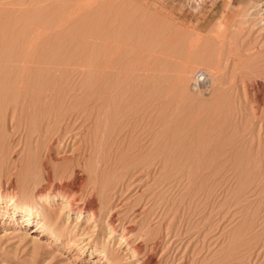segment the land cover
Instances as JSON below:
<instances>
[{
    "label": "rangeland",
    "instance_id": "obj_1",
    "mask_svg": "<svg viewBox=\"0 0 264 264\" xmlns=\"http://www.w3.org/2000/svg\"><path fill=\"white\" fill-rule=\"evenodd\" d=\"M20 20L82 51L1 83L0 184L34 197L49 159L98 212L39 200L38 230L0 213V264H264V0H0V37Z\"/></svg>",
    "mask_w": 264,
    "mask_h": 264
},
{
    "label": "bare ground",
    "instance_id": "obj_2",
    "mask_svg": "<svg viewBox=\"0 0 264 264\" xmlns=\"http://www.w3.org/2000/svg\"><path fill=\"white\" fill-rule=\"evenodd\" d=\"M6 3V2H5ZM12 4V2H7V4ZM6 7V6H5ZM8 8H5L4 9V12H6L5 10H7ZM2 12L3 16L1 17H5V14L8 15L9 12L7 13H4ZM26 12L28 11H25V12H22L20 11V13H22V15H16L14 16V20L16 18L15 21H19V18H28L27 15H26ZM14 14V13H12ZM16 14V13H15ZM14 14V15H15ZM29 14L31 15V13L29 12ZM36 14V13H35ZM10 15V14H9ZM32 16V15H31ZM30 16V17H31ZM65 16V15H64ZM8 18V16H6ZM13 17V15L11 16ZM35 17V16H34ZM12 19V20H13ZM29 19V18H28ZM25 21V20H24ZM23 21V22H24ZM4 22H5V19H4ZM8 22H10L8 20ZM8 22H6L7 25H4L6 26L3 30H9L8 33L4 34V35H1L0 37V85L4 82H8L9 81V78L10 80L13 79V74L16 73V72H21L23 74L25 73H28L29 70H31V68L33 69L34 66H38L39 64H42L44 63L45 66H46V62H48V68L52 66H49V61L52 59L53 61L56 59L55 57H52V52L51 54L48 53V51L50 52V49L49 48H56L57 45H59L57 42L58 40H55L56 38H59V40H61L60 37H55V39H53L54 37L49 38V37H46L47 40H44V39H41L42 36H32L31 34L29 35V30L35 28V25L34 24H28L27 22L26 24L22 22V20H20V22H22L20 24V22H15V23H9L8 25ZM14 22V21H13ZM30 22V20H29ZM31 23H33L31 21ZM1 25V24H0ZM2 26V25H1ZM0 26V27H1ZM3 26V27H4ZM1 29V28H0ZM28 31V35H25V34H21L22 32L23 33H26ZM0 34H1V31H0ZM44 38V36H43ZM63 39V42L65 43V47L62 46L60 44L61 47H63V49L66 48V46H69V43H66L65 40H67V38H62ZM120 39V38H119ZM119 39H117L118 41H120ZM46 41L44 42V44H42V41ZM70 40L68 39L67 42H69ZM60 42V41H59ZM62 42V40H61ZM54 43L56 44V46L54 45ZM68 44V45H66ZM75 44V43H74ZM54 45V46H53ZM57 47L59 49V52H60V48L61 47ZM72 46V48H76V49H72V50H79L77 48L79 47H76L77 45L73 46V45H70ZM70 46H69V51L71 50L70 49ZM48 47V48H47ZM56 48V49H57ZM48 49V50H47ZM51 49V51H52ZM55 49V50H56ZM85 49V48H84ZM66 51V49H65ZM81 48L79 50V53L81 52ZM57 52V50H56ZM64 52V51H63ZM62 52V49H61V53ZM85 52V51H83ZM54 53V52H53ZM58 53V52H57ZM75 53H78L75 52ZM64 54V53H63ZM63 54H58L57 58H59L58 60H60V58L62 59V57H59L62 56ZM67 54H70L69 57L71 56V51L70 53L68 52ZM64 56V55H63ZM68 55H66V58ZM100 57V56H99ZM105 57V56H104ZM65 58V57H64ZM66 58L65 59H62V60H65L66 62ZM87 58V57H86ZM99 59V58H97ZM104 59V58H103ZM102 59V60H103ZM56 59V61H58ZM91 60V59H90ZM61 61V60H60ZM59 61V63H60ZM70 61V60H69ZM87 61V60H86ZM51 62V61H50ZM54 64H56L55 62H53ZM63 62H61L60 64H62ZM68 63V61H67ZM74 63V62H73ZM80 63V62H78ZM83 63V62H82ZM53 64V66H54ZM64 64V63H63ZM62 64V65H63ZM75 64V63H74ZM86 64V63H85ZM84 64V65H85ZM57 66L60 67V65L57 63L56 64ZM65 65V64H64ZM69 65V64H68ZM81 65V63H80ZM46 66V67H47ZM52 66V67H53ZM39 67V66H38ZM56 67V66H55ZM37 68V67H36ZM43 69V66L41 67ZM56 69V68H55ZM30 72V71H29ZM15 75V74H14ZM29 76V75H28ZM33 76V75H32ZM20 77V84L24 86V84H30L29 82L27 81H23V78L24 76H22L23 78L21 79V76ZM30 77V76H29ZM15 78V77H14ZM27 78V77H25ZM33 78V77H32ZM8 80V81H7ZM15 80V79H14ZM14 80H11L14 81ZM27 80V79H26ZM30 81V78L28 79ZM16 82H14L15 84ZM39 83V82H38ZM5 84V83H4ZM14 84H12L14 86ZM32 84V83H31ZM34 84V83H33ZM32 84V85H33ZM40 84V83H39ZM30 85V86H32ZM43 85V84H42ZM22 86V87H23ZM28 86V85H27ZM28 86V87H30ZM34 86V85H33ZM38 86V85H36ZM40 86V85H39ZM44 86V85H43ZM7 87V86H6ZM6 87H5V91H6ZM26 87V86H25ZM4 88V86H3ZM10 88V87H9ZM27 88V87H26ZM34 88L35 90V87H32ZM2 89V88H1ZM38 89V88H37ZM41 89V88H40ZM39 89V90H40ZM4 91V90H3ZM8 91V90H7ZM31 91L33 92V90L31 89ZM30 90H29V93H32ZM10 92V90H9ZM41 92V91H40ZM2 93V92H0ZM4 93V92H3ZM25 94V93H24ZM33 94V93H32ZM3 95V94H2ZM28 95V94H27ZM43 95V93H42ZM38 96V95H37ZM31 98V97H30ZM32 99V98H31ZM10 100V99H9ZM27 100V99H26ZM24 99V101H15L14 99V102H11L13 101L11 99L10 102L8 103H5V106L6 108L10 109L11 111H13V116H15L16 114L15 113H19V115H21L22 113L26 116V114H29L30 115V111L32 113V115H34L33 113L37 110V106H38V103L37 102H25L26 101ZM8 101V100H7ZM43 100H41V104H43L42 102ZM47 102V101H46ZM45 102V103H46ZM50 103V101H48ZM3 105V104H2ZM53 105V104H52ZM4 106V105H3ZM3 106L1 108H3ZM45 106V105H44ZM50 106V105H49ZM47 106V107H49ZM55 106V104H54ZM40 107V106H38ZM45 108V107H43ZM51 108V107H50ZM40 109V108H39ZM60 109V108H59ZM3 111V109H1ZM57 110V109H56ZM5 112V111H4ZM38 112V111H37ZM45 112V111H44ZM42 113V112H41ZM57 113V111H56ZM45 114V113H43ZM53 114V113H51ZM38 115V114H37ZM47 115V113H46ZM54 116V115H53ZM52 116V118H53ZM59 116V115H58ZM57 116V118H58ZM56 116H54L55 118ZM49 118L51 119V117L49 116ZM40 119V117H39ZM38 119V120H39ZM45 119V118H44ZM49 119V120H50ZM59 119V118H58ZM43 120V119H42ZM56 120V119H55ZM59 120H57L58 122ZM56 122V121H55ZM56 122V123H57ZM36 123V122H35ZM39 123V122H38ZM36 123V124H38ZM55 123V124H56ZM21 124V123H20ZM54 124V123H53ZM59 124V123H58ZM58 124H56L58 126ZM55 127V126H54ZM59 127V126H58ZM58 127H55L58 129ZM37 128V127H36ZM32 129V128H31ZM53 129V128H52ZM19 131V130H18ZM38 131V129H37ZM54 131V130H53ZM52 132V130L50 131ZM58 132V131H57ZM41 133V132H40ZM57 134V133H55ZM42 135H43V132H42ZM49 135V133H48ZM44 136V135H43ZM50 136V135H49ZM48 136V137H49ZM1 140V139H0ZM40 140V139H38ZM37 140V141H38ZM39 143V141H38ZM32 144V143H31ZM35 146V144H34ZM31 147V145H30ZM38 148H39V145H38ZM37 148V149H38ZM40 151V149H38ZM50 150V149H49ZM38 152V151H37ZM36 152V153H37ZM49 152V151H48ZM75 152V151H74ZM241 153V152H240ZM33 154V152H32ZM49 155V156H48ZM48 155L46 156L47 158L50 157V152L48 153ZM32 156V155H31ZM53 156V155H52ZM70 156V155H69ZM72 156V155H71ZM75 156V155H74ZM241 156V155H240ZM249 157V156H248ZM64 158V157H63ZM72 158V157H71ZM204 158H205V155H204ZM208 158V157H207ZM53 159V158H51ZM74 159V158H73ZM58 160V159H57ZM65 160H68V159H64ZM79 161V159H77ZM37 161L36 160V156L35 157H32L31 160H29L28 164L27 165H30L32 168H34V166H37ZM61 161V160H60ZM62 161V163L64 162ZM208 161V160H207ZM206 161V162H207ZM38 162H40L41 166L43 165V169L45 171L44 173V177L42 179V184H43V180H45V182H49L52 180L53 177L57 178L59 177L60 179V183L54 185L53 187L51 186H45V185H42L41 184V180H36L34 181V197L33 196H24V197H19L17 195V191H15V187L13 189H10L13 185V182L10 180L9 183L7 185H4V184H0V213L3 214L4 216H7L8 218H10V220H17V219H20L19 221L22 222V225L23 224H31L33 222H35V224L33 225V227L35 228L34 230H38L40 228H44L46 226V221L41 219L42 217L41 216V208H42V203L39 201V200H42V202H44L43 200H48V201H55V200H58L60 198L63 199V203L64 205L66 206L65 208H67L68 211H74V212H77L79 213V218L82 216V214L84 212H89L90 215H89V219L90 220H93V221H97L96 220V217H97V209L93 206L92 204V201H90L89 203H83V205L81 204V202H79L78 198L76 197L77 196V192L81 189V187L84 185L83 181L81 179H79L78 176H76L75 178H67L64 174L67 173V166H63L62 164V167L60 166V168L58 167H55L54 168V171L51 170V168L49 169V162L51 164H54V162L52 163L51 161H49V159H40ZM56 162V161H55ZM75 162V161H74ZM209 162V161H208ZM207 162V163H208ZM248 162V160H247ZM66 163V162H65ZM39 164V165H40ZM57 164V163H56ZM55 164V165H56ZM75 164V163H74ZM79 164V163H78ZM67 165V164H66ZM29 166V167H30ZM58 166V165H57ZM69 166V165H68ZM70 167V166H69ZM245 167V166H244ZM33 170V169H32ZM43 171V170H42ZM35 172V171H34ZM35 174V173H34ZM31 175V174H30ZM37 175V174H36ZM73 175V173L71 174V176ZM35 176V175H34ZM42 177V176H41ZM26 178V177H25ZM28 179V178H27ZM30 179V178H29ZM34 179V178H33ZM30 184V183H28ZM48 184V183H47ZM46 184V185H47ZM23 189H26V190H31L29 188V185L27 186H23ZM92 194V193H91ZM83 196V195H82ZM92 197V196H91ZM55 210L51 209V212H54ZM70 214V213H69ZM112 224V223H111ZM97 225V223L95 224V226ZM111 230L114 231V226L111 225L110 226ZM121 238L123 240H127V237L125 235V233L122 234ZM130 248L132 249V254L133 256L137 255V252H138V245L136 246H130ZM243 257V256H242ZM240 258V257H239ZM239 261V260H238ZM237 262V261H236ZM138 264H147V263H143V261L141 263H138Z\"/></svg>",
    "mask_w": 264,
    "mask_h": 264
},
{
    "label": "built area",
    "instance_id": "obj_3",
    "mask_svg": "<svg viewBox=\"0 0 264 264\" xmlns=\"http://www.w3.org/2000/svg\"><path fill=\"white\" fill-rule=\"evenodd\" d=\"M203 73L204 76H205V79L203 80H198V77L199 75ZM210 82H211V77H210V74L204 70V69H198L196 70L195 74H194V83L197 87H207L210 85Z\"/></svg>",
    "mask_w": 264,
    "mask_h": 264
},
{
    "label": "clouds",
    "instance_id": "obj_4",
    "mask_svg": "<svg viewBox=\"0 0 264 264\" xmlns=\"http://www.w3.org/2000/svg\"><path fill=\"white\" fill-rule=\"evenodd\" d=\"M203 79H205V76H204L203 73H201V74L199 75V77H198V80H203Z\"/></svg>",
    "mask_w": 264,
    "mask_h": 264
}]
</instances>
